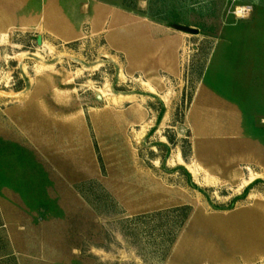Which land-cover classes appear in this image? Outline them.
I'll return each mask as SVG.
<instances>
[{
	"label": "rangeland",
	"instance_id": "374dc122",
	"mask_svg": "<svg viewBox=\"0 0 264 264\" xmlns=\"http://www.w3.org/2000/svg\"><path fill=\"white\" fill-rule=\"evenodd\" d=\"M37 1L0 4V264H264V129L191 124L263 82L264 0Z\"/></svg>",
	"mask_w": 264,
	"mask_h": 264
},
{
	"label": "crops",
	"instance_id": "0c3cea01",
	"mask_svg": "<svg viewBox=\"0 0 264 264\" xmlns=\"http://www.w3.org/2000/svg\"><path fill=\"white\" fill-rule=\"evenodd\" d=\"M10 1H13L14 4L16 0ZM25 1L38 5L34 16V19L36 18L35 20L39 21L37 26L40 21L44 22L46 18L50 17V11H46L45 6L41 9L37 0ZM48 13L49 15H47ZM23 14L24 18L31 17L29 12ZM0 17L4 18L7 15H0ZM245 83L243 81L241 84L240 98L230 96L227 92L222 93L221 88L213 83L210 84L208 93L203 98L206 101L194 104L191 109L193 128L196 127L204 132L206 131L208 138L211 140L234 137L240 135L239 132L242 133L244 129L254 131L257 128L256 125L264 129V80L258 82L259 86L255 83L251 85L248 79Z\"/></svg>",
	"mask_w": 264,
	"mask_h": 264
},
{
	"label": "water",
	"instance_id": "95a60500",
	"mask_svg": "<svg viewBox=\"0 0 264 264\" xmlns=\"http://www.w3.org/2000/svg\"><path fill=\"white\" fill-rule=\"evenodd\" d=\"M171 28L173 30H175L176 32L182 33V34H186V35H192V36H196L198 35V30L187 27V26H182V25H172Z\"/></svg>",
	"mask_w": 264,
	"mask_h": 264
},
{
	"label": "bare ground",
	"instance_id": "6f19581e",
	"mask_svg": "<svg viewBox=\"0 0 264 264\" xmlns=\"http://www.w3.org/2000/svg\"><path fill=\"white\" fill-rule=\"evenodd\" d=\"M185 166L189 170L190 174H192L193 176L197 175L198 172H197V167L195 165L192 164V165H185Z\"/></svg>",
	"mask_w": 264,
	"mask_h": 264
}]
</instances>
